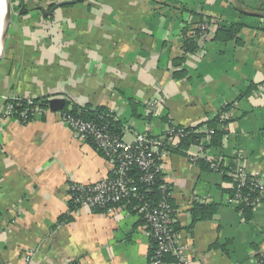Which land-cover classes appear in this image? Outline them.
Masks as SVG:
<instances>
[{
  "label": "crops",
  "instance_id": "0c3cea01",
  "mask_svg": "<svg viewBox=\"0 0 264 264\" xmlns=\"http://www.w3.org/2000/svg\"><path fill=\"white\" fill-rule=\"evenodd\" d=\"M11 4L0 61V264H148L150 244L127 204L110 214L72 208L69 186L109 176L110 160L79 139L59 111L47 107L25 122L4 116L8 97H60L62 111L104 107L121 122L126 141L137 133L163 135L170 125L208 132L204 122L219 116L220 147L189 145L162 163L177 245L187 264H262L256 255L264 253V189L246 222L226 202L222 174L195 161L235 157L264 181V0ZM204 18L212 29L245 25L228 41L208 31L184 53V33L192 36ZM195 202L216 211L191 226ZM62 216L69 220L59 223Z\"/></svg>",
  "mask_w": 264,
  "mask_h": 264
},
{
  "label": "built area",
  "instance_id": "2783aa9c",
  "mask_svg": "<svg viewBox=\"0 0 264 264\" xmlns=\"http://www.w3.org/2000/svg\"><path fill=\"white\" fill-rule=\"evenodd\" d=\"M194 29L205 32L207 23H199ZM193 33V30L191 31ZM207 32L203 37L207 36ZM20 98H6L4 103V116H13L12 100ZM30 102V98H28ZM46 109L34 106L31 110H21L18 119L28 121L42 114ZM60 117L66 125L74 130L77 137L85 142H90L96 149L101 151L111 162V174L104 176L98 181L91 183H75L69 186V200L73 209L80 207L103 208L107 213H112L118 206L128 204L131 197L137 199L140 205L137 213L143 219L146 230L156 241L155 256L152 264H165L161 261L164 254L172 252L177 256V262L166 264H187L183 259L182 250L177 245L176 234L171 231L170 224L171 207L162 200L156 205H151L136 192V187L129 173L133 168L140 172L139 182L144 185L153 183L155 176L162 172V163L172 148L185 136V128L168 126L163 135H152L148 133H137L132 141H126L120 136L113 135L107 126L98 121L85 120L80 116L72 115L70 112L59 111ZM102 119V116L99 118ZM193 159V157H190ZM210 161L215 158L210 156ZM216 171L215 163L211 164ZM246 170L240 166L237 168V192L233 197H226V202L236 207L239 204V188L245 186L248 181ZM250 186L259 188L260 194L253 202L254 208L263 200L264 181L260 178L250 180ZM162 192H166V184L161 185ZM261 262L264 261V253L261 254Z\"/></svg>",
  "mask_w": 264,
  "mask_h": 264
},
{
  "label": "trees",
  "instance_id": "16d2710c",
  "mask_svg": "<svg viewBox=\"0 0 264 264\" xmlns=\"http://www.w3.org/2000/svg\"><path fill=\"white\" fill-rule=\"evenodd\" d=\"M200 23H207L208 29L205 31L208 33V31L213 32V40H219V41H228L231 39H237V34L241 30V28L245 24L241 23H231L229 25H220L218 23L214 24V28H211V20L204 18L200 20ZM204 32V33H205ZM203 32H199L198 29L193 30V35L190 37H187L184 33V40H183V51L184 53L187 52H193L197 49L198 44L200 43V40L203 37ZM184 58L183 56L180 58ZM176 73V74H181ZM30 102L28 101V98H20L19 100H12L10 104L12 105V113L13 116L19 117L21 110L28 109L31 110L34 106H40L43 110L47 108L48 104V97H37V98H30ZM230 104L224 106V108L221 109L220 114L227 111L229 109ZM70 112L72 115L80 116L85 120H92V121H98L107 126L109 131L116 136L121 137V122L119 120H115L114 117L109 114L104 107H96L94 109H91L88 105H85L83 107H77L73 106ZM219 114V115H220ZM102 116V119H99ZM25 122V121H24ZM219 116L212 118L211 120L205 121L206 128L208 129V132H196V127H188L185 128V136L181 138V140L178 142L177 146L175 148H172L171 151H175L176 153H185L186 149L189 147V145H200L203 144L205 148H210L211 146L214 147H220L222 145V140L225 134V130L219 128ZM223 124H226V121H222ZM208 139L209 141H206ZM235 160V157L233 158ZM233 159L226 160L224 158H215L214 161H206L205 158L202 159H196L195 162H199L200 164L205 165V167L212 169L211 164H216V171L220 172L222 174L223 180L229 184V188L225 189V195L226 197H233V195L237 192V177L236 171L237 168L240 167L236 164V162L233 161ZM130 177L134 180L133 183L136 187V192L139 193L140 196H143V199L149 202L151 205H156L160 201L165 200L171 207V217L173 219L172 223L170 224L171 231L176 234V231L178 230V225L176 221H174V215L173 210L170 202L169 196H165V192H162L161 185L163 184L162 174L159 173L155 176V179L152 184L150 185H144L141 182H139V176L140 172L137 168H133L132 171L129 173ZM259 178L256 175H249L247 184L241 188H239V204L235 207L236 210L241 214L244 221L249 222L253 219V211L254 206L253 202L255 199L259 196L260 190L259 188H253L250 186V180ZM165 190L166 192L169 191L168 187L166 186ZM263 200V199H261ZM140 203L137 201V199L131 197L129 199V202L127 206L130 209H134V211H138ZM96 211L103 210V208L97 207L95 208ZM216 211V208L213 206H206L204 204H200L195 202L191 208L192 212V223L191 226L196 223L199 220L202 219H209L211 218ZM142 219V218H141ZM69 218L66 216H62L59 219L60 222L68 221ZM144 224L143 219L141 220ZM155 250H156V241L154 240L153 236L150 235V244L148 248V264H152V261L155 256ZM256 258H258L259 261L262 259L256 255ZM161 261L166 263H174L177 262V256L173 254L172 252H168L163 255ZM264 264V261L261 262Z\"/></svg>",
  "mask_w": 264,
  "mask_h": 264
},
{
  "label": "water",
  "instance_id": "95a60500",
  "mask_svg": "<svg viewBox=\"0 0 264 264\" xmlns=\"http://www.w3.org/2000/svg\"><path fill=\"white\" fill-rule=\"evenodd\" d=\"M11 0H7L6 2V11L4 12V23L1 29V35H0V61L3 58L4 55V47L5 42L8 36V30L11 22V16H12V6H11ZM23 8V7H22ZM43 13H51L53 11V8L50 9L48 12H45L43 8H41ZM247 13V12H245ZM66 101L63 98L60 97H51L48 99L47 107L50 111L56 112V111H62V109L65 107ZM68 111L72 110L71 106H68Z\"/></svg>",
  "mask_w": 264,
  "mask_h": 264
},
{
  "label": "bare ground",
  "instance_id": "6f19581e",
  "mask_svg": "<svg viewBox=\"0 0 264 264\" xmlns=\"http://www.w3.org/2000/svg\"><path fill=\"white\" fill-rule=\"evenodd\" d=\"M6 2L7 0H0V35H1V29L4 23V12L6 11Z\"/></svg>",
  "mask_w": 264,
  "mask_h": 264
}]
</instances>
